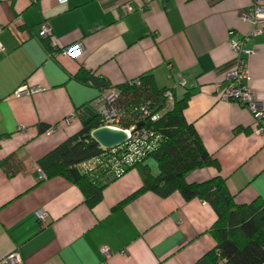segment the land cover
<instances>
[{
	"label": "crops",
	"instance_id": "0c3cea01",
	"mask_svg": "<svg viewBox=\"0 0 264 264\" xmlns=\"http://www.w3.org/2000/svg\"><path fill=\"white\" fill-rule=\"evenodd\" d=\"M115 1L0 0V264L15 250L22 264H212L216 214L206 202L178 192L126 201L142 185L135 167L106 183L90 209L73 183L41 173L38 161L96 115L91 101L101 91L92 75L111 87L148 76L158 90L182 77L175 99L188 96L184 118L218 164L185 181L220 177L235 204L264 203V134L254 133L245 108L218 96L235 56L228 33H250L244 15L253 0H169L142 10V0H131L137 9L123 17ZM43 24L54 45L40 39ZM77 43L81 52L59 55ZM248 47V87L264 106V31ZM21 85L39 91L17 98ZM143 164L157 175L152 158Z\"/></svg>",
	"mask_w": 264,
	"mask_h": 264
},
{
	"label": "trees",
	"instance_id": "16d2710c",
	"mask_svg": "<svg viewBox=\"0 0 264 264\" xmlns=\"http://www.w3.org/2000/svg\"><path fill=\"white\" fill-rule=\"evenodd\" d=\"M88 79L100 91L111 87L96 80L94 75ZM138 79L141 82L140 88L131 86L128 82L114 87L119 91L117 107L124 114L123 128L133 124L135 127L140 126L136 122L137 112L132 111L138 103L149 101L155 108L162 103L165 90H158L151 77L142 76ZM187 98L185 95L181 100L175 99L172 108L166 109L153 124L155 130L161 134L162 142L154 153L133 167L139 169L142 185L126 201L143 192H152L162 198L178 192L186 201L200 199L216 214L211 230L216 245L207 255L212 264H264V203L235 204L220 177L202 183L185 181L186 175L194 170L218 168L217 162L202 146L193 126L184 118ZM98 127L100 121L95 115L82 125L75 136L38 161L44 177H62L77 186L84 197L85 205L90 209L101 200L103 186L108 182L100 177L90 178L83 175L77 166L102 152V148L90 138V132ZM148 158H152L158 167L156 176H152L149 167L143 164Z\"/></svg>",
	"mask_w": 264,
	"mask_h": 264
},
{
	"label": "built area",
	"instance_id": "2783aa9c",
	"mask_svg": "<svg viewBox=\"0 0 264 264\" xmlns=\"http://www.w3.org/2000/svg\"><path fill=\"white\" fill-rule=\"evenodd\" d=\"M60 5H64L67 0H57ZM169 0H142L139 10L148 9L154 3H162ZM31 3L36 0H30ZM113 8L120 14L126 16L134 12L137 8L131 0H116ZM244 19L249 21L252 28L248 35L238 37L233 31H229V36L233 39L229 42V47L235 55L232 64L224 70L225 85L219 91V98L224 101H234L245 108L253 117L255 122L254 133L257 135L264 134V106L255 98L248 87L250 75L248 72L247 58L254 53V49L248 47V43L256 36L264 31V0H253L252 6ZM19 21V20H17ZM40 39L50 41L54 45L53 34L50 27L43 24L40 29ZM82 45L77 43L59 50V55L72 57L81 52ZM4 48L0 44V52ZM129 85L140 88V80L134 79L128 82ZM186 81L178 78V82L174 88L166 89L162 95V103L160 107L155 108L152 103H138L132 108L133 112H137L139 127L131 125L123 128L124 114L117 107L119 91L114 87L102 90L99 95L91 101L95 114L100 121V127H109L111 129L122 130L126 135V140L121 145L112 149H102L99 156L82 162L77 166L80 173L90 178L100 177V179L111 182L123 176L128 170L135 165L143 162L148 156L154 153L162 142L161 134L155 130L153 124L159 118V110L170 109L175 101L174 90L176 87H185ZM218 86L215 85V88ZM36 91L38 87H28L21 85L14 91L15 97L28 96ZM71 118L66 119L69 122ZM46 133H51V129H47ZM37 221L40 225H44L47 215L44 211L36 213ZM101 252L106 257L108 250L106 247L101 248ZM2 264H22L17 250L9 253L2 261Z\"/></svg>",
	"mask_w": 264,
	"mask_h": 264
},
{
	"label": "water",
	"instance_id": "95a60500",
	"mask_svg": "<svg viewBox=\"0 0 264 264\" xmlns=\"http://www.w3.org/2000/svg\"><path fill=\"white\" fill-rule=\"evenodd\" d=\"M161 104L159 105V107ZM90 138L94 140L102 149H112L121 145L126 140V135L122 130L111 129L109 127H98L90 132Z\"/></svg>",
	"mask_w": 264,
	"mask_h": 264
},
{
	"label": "rangeland",
	"instance_id": "374dc122",
	"mask_svg": "<svg viewBox=\"0 0 264 264\" xmlns=\"http://www.w3.org/2000/svg\"><path fill=\"white\" fill-rule=\"evenodd\" d=\"M164 112H165V109L161 108V109L159 110V113H158V114H159V116H160V115H163V114H164Z\"/></svg>",
	"mask_w": 264,
	"mask_h": 264
}]
</instances>
